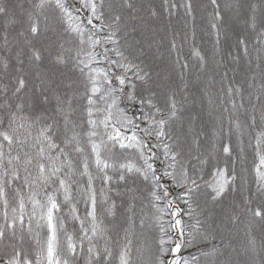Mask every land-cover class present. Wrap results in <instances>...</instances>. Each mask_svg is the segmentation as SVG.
<instances>
[{
	"label": "snow or ice",
	"instance_id": "obj_1",
	"mask_svg": "<svg viewBox=\"0 0 264 264\" xmlns=\"http://www.w3.org/2000/svg\"><path fill=\"white\" fill-rule=\"evenodd\" d=\"M210 2L213 6L211 28L218 46L221 6L217 0ZM80 4L81 8L88 9L86 23L91 27L87 30L82 22H77L79 18L72 14L66 0H33L29 8L23 9L27 27H22L18 35L24 37L28 65L21 58L23 52H17L16 75L10 78L11 85H0V204L3 206L0 242L7 240L8 246L14 249V254L2 264H45V261L46 264H75L81 253L85 264H113L114 255L118 264H165L160 257L146 261L134 257L132 237L138 219L134 195L125 209L123 237L113 240L108 235L106 220L115 219L117 211V203L110 195L116 191L113 183L127 185L130 179L138 178L150 187L148 195L158 212L164 211L157 204L162 199L167 200V208H174L170 213L174 219L169 228L178 230L180 240L170 249L171 252L179 253L182 246L192 243L191 239L187 242L183 239L186 225L177 218L184 213L176 206L180 200L187 205V215L195 218L191 225L193 231L204 241H212L210 250L201 252L204 264H239L234 257H239L241 251L247 256L244 264H264V238L258 243L251 225L238 249L230 242L225 244L227 225L223 222L215 224L211 215H205L203 210L196 212L201 195L197 176L214 158L211 152L202 151L201 136L206 137L207 133L195 127L200 114L192 113L186 107L190 102V64L182 55V49L187 34L181 37L183 42H178L180 34L173 32L168 41L169 55L175 53L173 70L179 66L180 85L157 84L151 70L141 60L143 47L140 41L130 39L141 26L146 28L135 0H119V3L80 0ZM181 9L185 17L195 20L193 0H162L159 9L150 6L148 11L152 17L163 12L171 17ZM48 10L58 11V19L67 24L64 31L75 34L73 41L56 35V28L48 24L49 17L45 14ZM0 18L4 20V44L7 46L8 28L23 24V21L3 0H0ZM251 27H257L254 16ZM49 31L54 39L48 48L37 46L34 41ZM192 38L195 39L194 30ZM256 39L262 46L255 49L259 54L264 51V27ZM238 48L243 49L245 56L251 54L244 38L238 40ZM45 51H49L54 67L70 66L78 71V78L57 81L43 72L41 65ZM191 56L197 59L199 69L203 70V79H198V84L202 85V96L208 98V114L215 123L213 137L220 144L219 151L230 158L232 136L240 137L242 144V138L247 135L248 146L253 149L256 161L257 194L264 196V57L258 55L255 68L249 69L250 75L237 81L235 75L229 78L227 71H217L223 59L209 61L195 45L191 48ZM240 59L239 55L232 56L233 62ZM10 63L7 53L0 57L6 73ZM32 73L39 83L28 96V76ZM53 101L52 113L48 114L46 106ZM194 101L193 97L191 102ZM121 104L125 107L122 108ZM127 105L136 107L139 115L129 117L125 110ZM178 124L188 126L183 140L175 132ZM212 148L215 149L216 144H212ZM130 150L135 152V159L125 155ZM158 163L164 165L163 169L157 167ZM220 165L221 161L216 159L217 179L207 194L212 202L221 198L237 179L227 160L223 167ZM85 177V183H79ZM163 177H170L175 186L184 189L175 200L167 199L170 193L161 184ZM97 180L100 181L99 187L95 183ZM73 185L88 205L84 218L80 217L77 204L73 202ZM128 191L132 192V189ZM59 194L63 196L62 201L58 200ZM116 194L120 195L119 192ZM28 203L32 208L27 231H33L34 218L37 228L43 226V221L48 229L47 239L35 260L17 250L13 243L17 239L23 241ZM62 204L68 205L72 218L80 223L79 252L73 236L66 233L64 258H61L58 239L64 222L57 215ZM251 204L252 201L246 199L244 211L251 213V219L259 221L264 230V203L255 208ZM239 222V213L228 218L229 224ZM139 226H144L142 218ZM160 230L165 231L163 227ZM189 236L192 237V233ZM99 240L104 241L103 247ZM164 243L161 239L160 244ZM113 245H116V253ZM160 251L163 253L168 249L161 248ZM191 262L200 264L196 256ZM168 264H180V258L172 259ZM184 264H189L187 258H184Z\"/></svg>",
	"mask_w": 264,
	"mask_h": 264
},
{
	"label": "trees",
	"instance_id": "obj_2",
	"mask_svg": "<svg viewBox=\"0 0 264 264\" xmlns=\"http://www.w3.org/2000/svg\"><path fill=\"white\" fill-rule=\"evenodd\" d=\"M4 3L8 4L10 9L14 11L17 16L23 21V24L17 23L14 26L8 28V45L4 44V20L0 18V57L5 53L10 58V68L7 73L0 64V85L9 84L11 85V77L16 75L15 67L16 53L23 52L21 57L25 61V65H28V49L24 44V37L19 36L18 33L21 28L27 27V18L24 16L23 9L29 8L33 0H3ZM17 2H20L17 4ZM113 3H119V0H110ZM221 8V35L220 44L217 46L215 44V34L214 30L211 28L213 6L210 0H193L194 5V15L195 20L185 17L183 10L181 9L176 15L169 17L166 12H163L158 17H152L149 15V7L155 6L159 9L162 0H135L138 7L139 16L142 18L144 25L140 27V30L130 37V39H135L140 41L143 47V54L141 55V60L144 65H146L153 74V81L157 84H171L172 87H177L180 85V80L178 78L179 66L175 67L173 70V59L175 58V53L169 55L168 53V41L171 39L173 32H178V42L181 41V37L187 34V41L183 42L182 55L188 59L190 64V75L188 77L190 81L189 89V100L190 102L186 107L192 113H199L200 119L196 121L195 127L197 130H202L207 133V136H201L203 141L202 151L206 153L211 152L213 156L212 163L204 166L203 170L199 172L197 176V183L201 186V195L198 198L199 208H196V212L199 213L201 210L204 211L205 215H211L212 220L215 224L219 225L223 222L227 225L228 231H226L225 244L231 243L232 246L240 248L246 239L247 227L251 225L253 228V235L256 237L257 242L264 238V230H262L259 221H253L251 219V213L244 211L246 205L245 200L250 199L252 201L251 206L253 208L257 207L261 203H264V196L257 194V176L255 173V157L253 149L249 147L248 136L245 135L243 143L241 144L240 137L237 135L231 138L232 153L231 157L227 158L221 151H219L220 144L217 143L216 139L213 137L215 130V123L212 117L209 116L208 111V98L207 96H202V85L198 84V79H203V70L199 69V63L194 56H191V48L195 45L209 61L221 60L223 63L219 64L217 71L223 73L228 72L229 78L235 75L237 81L242 80L245 76L250 75L249 69L255 68L258 62V55L264 57V51L259 54L255 50L256 48L262 47L257 42V33L260 31L264 24V0H217ZM66 5L70 7L72 14L78 17L77 22H82V26L87 30L90 25L86 23V17L88 15V9L81 8L80 0H66ZM255 5V8H253ZM80 9V11H76ZM49 20L48 24L56 28V35L61 36L63 39L68 41H73L74 33L65 32L64 29L67 28V24L58 19V11L48 10L46 13ZM255 17L257 27L253 29L251 27L252 17ZM44 21L41 19V26L43 27ZM195 32V39L192 38V32ZM240 38L246 39L248 47L250 50V55L245 56L243 54V49L238 48V40ZM54 39V35L51 31L47 33H42L34 43L37 46H44L48 48L49 42ZM66 47L68 45H65ZM111 47V45H108ZM11 51H7V49ZM221 52L223 56H221ZM231 53V55H228ZM239 55L241 59L238 62H233L232 56ZM52 57L49 51L44 53V61L41 65V70L47 73L53 80L57 81H67L69 79L76 80L79 76L77 70L69 67H54L52 65ZM251 61V63H249ZM215 66V65H214ZM258 71V70H257ZM219 80V76L216 77ZM39 81L35 77V73L28 76V89L26 94L31 95V92L35 85ZM219 87V85H217ZM193 97L195 98L194 103L191 102ZM55 102L47 105L48 114L52 113ZM126 104V102H125ZM125 104H121V107H125ZM127 115L132 117L134 115H139L136 107L132 105H127L125 108ZM187 115V114H186ZM176 135L181 137L183 140L188 133V126L184 124L181 127L179 124L175 128ZM227 142V140L225 141ZM212 144H216V148H212ZM125 155L131 156L135 159V152L130 150ZM216 159L221 161V167L224 166V161L227 160L228 167L235 170L236 181L231 187L225 192V194L219 198L216 202H212L208 197V193L212 191L210 187L216 181L217 177L215 175V162ZM159 169H163V164H157ZM160 175V172L157 173ZM86 177L79 180V183L84 184ZM96 186H100V181L97 180ZM162 185H165L170 193L167 199H176L184 189L175 186L170 177H163L161 181ZM116 191L110 193L112 199L117 203V211L115 219L108 218L106 224L108 225V235L112 237L113 240L121 239L123 237V231L121 230L124 225L125 209L128 206V202L135 196V211L137 215V227L135 228V235L133 239V254L135 258L142 260H147L149 258L160 257V259L168 264L169 261L175 258H180V264H184V258H187L189 264H192L191 258L196 256L200 260V264H204V257L201 255L202 251H209L212 241H204L202 237L194 232L191 225L194 224L195 218H190L187 215V205L182 201L177 200L176 206L183 209L184 213L177 218H181L185 225V233L183 239L187 242L192 240L191 244L187 246H182L180 252L176 257L175 253L171 252L170 249L175 247V243L179 242L180 237L177 229L169 228V224L173 221V217L170 215L174 208H167V200L162 199L157 202L158 207L164 209L163 212H158L156 207H153L150 201L149 192L150 187L142 181V179H130L127 185L120 183L119 185L113 183L112 185ZM132 189V192L128 190ZM119 192L120 195H117ZM163 195L162 192L159 193ZM73 196L75 197L74 203L77 204L78 214L81 218L85 216V209L88 205L85 204L84 200L81 199L76 186L73 185ZM11 200V195L9 196ZM58 200L62 201V194L58 195ZM12 206H15L13 203ZM31 204L28 203L25 209V231L23 233V241L19 239L14 241L15 248L27 253L30 259L35 260L37 252L40 247L44 245L47 236L48 229L44 222L41 221L42 227L37 228L35 218L33 219V231L29 233L27 231V221L28 216L31 213ZM3 206L0 204V223H3ZM240 214V222L238 224H229L228 218L234 214ZM11 215V213H10ZM64 222V228L58 232L59 247L61 250V258H64V253L66 250V233L73 236L74 242L77 243V250L79 252V236H80V223L78 220H74L70 214L69 207L67 204H62L61 212L57 214ZM144 220V226H139V219ZM199 219L203 220L204 216H199ZM161 227L165 229L161 232ZM38 233V235H37ZM192 233L193 239L189 236ZM164 239L165 243L160 244V240ZM39 240V244L37 243ZM87 242H85L86 244ZM99 245L103 247L104 241L99 240ZM219 243V241H217ZM9 242L5 240L0 242V264L6 258H10L14 254V249L8 246ZM168 249L161 253L160 249ZM114 253L117 252L116 245H113ZM84 254L81 253L75 264H85L83 258ZM238 260L239 264H244L247 256L241 254L239 257H234ZM46 264V261H45ZM113 264H118V259L114 255Z\"/></svg>",
	"mask_w": 264,
	"mask_h": 264
},
{
	"label": "water",
	"instance_id": "obj_3",
	"mask_svg": "<svg viewBox=\"0 0 264 264\" xmlns=\"http://www.w3.org/2000/svg\"><path fill=\"white\" fill-rule=\"evenodd\" d=\"M178 255V253H175L174 257H176Z\"/></svg>",
	"mask_w": 264,
	"mask_h": 264
},
{
	"label": "rangeland",
	"instance_id": "obj_4",
	"mask_svg": "<svg viewBox=\"0 0 264 264\" xmlns=\"http://www.w3.org/2000/svg\"><path fill=\"white\" fill-rule=\"evenodd\" d=\"M20 2H17V4H19Z\"/></svg>",
	"mask_w": 264,
	"mask_h": 264
}]
</instances>
